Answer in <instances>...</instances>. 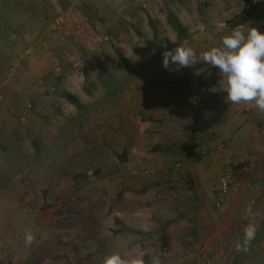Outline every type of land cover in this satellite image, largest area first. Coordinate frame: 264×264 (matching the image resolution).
I'll list each match as a JSON object with an SVG mask.
<instances>
[{"label":"rangeland","instance_id":"1","mask_svg":"<svg viewBox=\"0 0 264 264\" xmlns=\"http://www.w3.org/2000/svg\"><path fill=\"white\" fill-rule=\"evenodd\" d=\"M77 7L84 10V16L76 13L75 20L67 22ZM168 10L188 29L189 37L182 42L176 40L167 22ZM242 11L247 22L232 27L229 21ZM62 15L70 35L64 34L65 28L51 27ZM249 27L264 32V0H0V68L4 58L7 68L14 60L11 57L20 54L39 59L40 45L52 52L53 81L67 78L80 97L94 98L88 103L95 105L88 104L81 115H92L93 120L97 116L107 123L102 135L110 138L107 144L115 143V152L127 148L129 142L137 146L139 133L144 131L150 143L155 141L154 136L169 138L179 150L173 154L183 161H193L185 151L180 152L181 146L193 140L199 143L200 151L215 159L224 158L225 172L231 170L234 176L232 186L222 196L227 206L222 217L228 227L219 229L218 240L208 242L210 248L203 245L196 251L189 249L199 253L193 257L185 251L189 242H183V252L170 264H264V112L254 102L228 101L220 86L219 70L200 59L204 51L222 47V38L233 29L247 32ZM162 41L168 50L192 47L198 62L178 69L170 64L169 70L164 69ZM70 44L75 47L73 53L68 51ZM117 47L126 62L116 53ZM27 48H33L34 54L25 55ZM16 64L13 67L17 72ZM5 74L0 71V78ZM52 85L49 89L54 94ZM65 127L66 138L77 133L73 124ZM82 130V135L90 134ZM41 147L36 146L35 153L39 168L56 158L52 155L45 160L46 152ZM65 160L61 162L63 168L70 169L71 162ZM10 162L15 160L0 159V171L10 172L6 166ZM236 165L241 168L233 169ZM11 178L0 175V185ZM215 184L218 190V182ZM213 209L218 211L215 206ZM249 223L257 226V235L247 252H237L235 244ZM166 251L161 249V253ZM164 253L161 259L172 256ZM148 258L145 264H151Z\"/></svg>","mask_w":264,"mask_h":264},{"label":"crops","instance_id":"2","mask_svg":"<svg viewBox=\"0 0 264 264\" xmlns=\"http://www.w3.org/2000/svg\"><path fill=\"white\" fill-rule=\"evenodd\" d=\"M76 13L84 16L77 7L67 22ZM66 28L64 34L70 35ZM74 48L70 44L68 51ZM38 50L37 60L11 57L8 66L15 74L1 89L0 159L15 162L6 164L10 172L0 171L13 177L0 185V264H103L111 252L130 256L137 248L148 261L165 249L164 255L172 256L161 260L170 264L183 252V242L190 244L185 249L189 257L199 254L189 249L210 248L208 242L218 240L219 229L228 227L222 217L224 194L215 184L226 170L224 158L200 151L197 143L198 159L183 161L173 154L179 150L169 138L154 136L150 143L144 131L137 146L129 142V149L115 152V143L107 144L110 138L102 135L107 123L81 115L94 98L80 97L67 78L53 81L52 52L40 45ZM3 61L0 71L5 74ZM60 91L74 94L81 105L69 103ZM67 124L77 131L70 139ZM81 129L90 134L82 135ZM38 145L45 160L56 157L44 168L35 164ZM64 159L71 162L70 169L63 168ZM28 231L35 240L26 246ZM61 235L67 241L60 244Z\"/></svg>","mask_w":264,"mask_h":264},{"label":"clouds","instance_id":"3","mask_svg":"<svg viewBox=\"0 0 264 264\" xmlns=\"http://www.w3.org/2000/svg\"><path fill=\"white\" fill-rule=\"evenodd\" d=\"M162 53V67L169 70V65L189 67L197 63V54L190 46H176L168 50L167 44ZM200 59L219 70L222 76L220 86L226 92V99L233 104L254 102L264 112V32L249 27L247 32L233 29L222 38V47H213L204 51ZM110 235V233H109ZM257 235V226L247 224L243 229V237L235 244L237 252H247L251 242ZM34 235L28 231L24 234V243L31 245ZM145 253L137 248L135 255L124 256L120 252H111L103 259V264H145ZM151 264H162L159 255H153Z\"/></svg>","mask_w":264,"mask_h":264},{"label":"trees","instance_id":"4","mask_svg":"<svg viewBox=\"0 0 264 264\" xmlns=\"http://www.w3.org/2000/svg\"><path fill=\"white\" fill-rule=\"evenodd\" d=\"M166 19L169 25L172 27L173 31L175 32L176 40L178 42H182L183 40L189 37L188 29L180 22V20L177 18L174 12H172L171 10H168L166 12ZM247 20L248 19H247V16L245 15V12L242 11L236 17L231 19V21L229 22L231 23L232 27H235V26H240V25L245 24ZM149 22L153 25L152 19H149ZM115 51L123 62L127 61L119 47H117ZM60 95L64 99H66L69 103L75 105L76 107H79L81 105L79 99L70 92L60 91ZM197 147H198L197 142L191 141L183 145L181 151H185L188 158L198 159V154L196 151ZM239 168H241L240 165H236L233 167V169L235 170Z\"/></svg>","mask_w":264,"mask_h":264},{"label":"built area","instance_id":"5","mask_svg":"<svg viewBox=\"0 0 264 264\" xmlns=\"http://www.w3.org/2000/svg\"><path fill=\"white\" fill-rule=\"evenodd\" d=\"M51 27L52 28H59L60 30L64 29L65 27H64L63 15L57 17V19L51 25ZM62 39L63 38L61 37V40ZM42 46L43 47H47V43L46 42H42ZM24 54L28 55V56L34 54L33 48L25 49ZM34 56L37 57V55H34ZM58 71H59V68L56 69L57 75H59ZM14 74H15V69L11 68L5 77L0 78V90L6 85L8 79L11 78ZM51 89H54V86H52ZM1 98H2V96L0 94V100H1ZM24 116L25 115H23V117ZM233 182H234L233 172L231 170H227L218 180L219 193L220 194L226 193L230 189V187L232 186ZM66 241H67V237H65L64 235H61V237L59 238L60 244L63 243V242L65 243Z\"/></svg>","mask_w":264,"mask_h":264}]
</instances>
